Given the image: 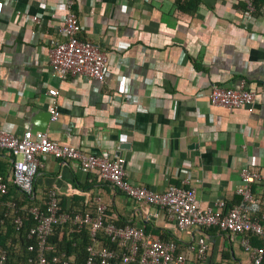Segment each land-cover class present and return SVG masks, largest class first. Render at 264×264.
<instances>
[{
	"label": "crops",
	"instance_id": "crops-1",
	"mask_svg": "<svg viewBox=\"0 0 264 264\" xmlns=\"http://www.w3.org/2000/svg\"><path fill=\"white\" fill-rule=\"evenodd\" d=\"M69 1L77 38L106 54L103 80L51 72L48 40L57 37L63 0H0V130L38 132L29 120L48 111L46 91L54 89L58 115L44 132L50 140L108 159L116 153L130 183L192 189L200 209L216 200L223 210L236 204L239 170L264 169V8L244 19L243 0H199L190 10L175 0ZM240 80L254 92L251 112L208 102L212 85L234 88ZM38 163L33 206L43 207L53 191L61 211L92 214L98 198L116 223L172 239L186 264H195L187 247L199 237L209 264H251L242 235L177 230L156 207L129 200L76 162L41 155ZM251 193L264 213V186L252 185ZM250 244L259 242L250 237Z\"/></svg>",
	"mask_w": 264,
	"mask_h": 264
},
{
	"label": "built area",
	"instance_id": "built-area-1",
	"mask_svg": "<svg viewBox=\"0 0 264 264\" xmlns=\"http://www.w3.org/2000/svg\"><path fill=\"white\" fill-rule=\"evenodd\" d=\"M243 3L242 16L250 19L252 2L243 0ZM70 7L69 0H63L58 5V8L64 10V14L59 21L57 37L48 40L47 57L51 72L61 80L85 77L102 81L106 71V54L97 45L77 38L81 27ZM29 20L35 24L41 22L39 16H33ZM123 91L124 89L119 93ZM46 95L50 99V120L54 121L58 115L52 102L56 91L49 89ZM253 98L254 92L245 87L243 80L234 88L212 85L207 95L208 102L213 106L225 109L245 107L248 112H251ZM0 151L8 156L7 171L4 175L0 174V196L5 195L7 188L12 186L24 196L31 197L39 165L38 158L41 155L60 161H73L81 172L96 175L129 200L156 207L177 230L212 228L230 235H242L240 245L250 263L261 264L264 261V213L259 212V202L251 193L252 185L264 186V169L244 166L239 170V185L235 188L239 200L227 210H223V202L220 200L200 209L192 189L168 185L163 191L156 192L132 184L125 178L122 158L108 159L84 154L74 146L50 140L45 133L25 131L20 136H15L0 130ZM8 206H13V203ZM27 212L34 222L26 235L33 240V244L27 246V251L33 253V258L28 262L34 261V264H70L71 260L65 259L63 254L47 255L52 248L46 240L51 235L53 226L62 224L87 227L89 244L85 248L83 264H110L115 259H119L120 264H186V258L175 253L176 246L172 241L153 239L141 228L105 222V207L98 198L95 199L92 214L67 213L60 210L55 193L49 191L42 209L31 206L27 208ZM13 223L18 228L21 222L15 217ZM98 235L114 244L115 248H107L99 242ZM250 237L256 238L259 245L251 246ZM187 250L193 253L195 264H209L206 258L208 244L203 237L197 238ZM0 264H5L3 251H0Z\"/></svg>",
	"mask_w": 264,
	"mask_h": 264
},
{
	"label": "trees",
	"instance_id": "trees-1",
	"mask_svg": "<svg viewBox=\"0 0 264 264\" xmlns=\"http://www.w3.org/2000/svg\"><path fill=\"white\" fill-rule=\"evenodd\" d=\"M198 2L199 0H175L176 6L181 10L193 9ZM251 2L253 7L252 14L258 15L261 13L264 8V0H251ZM241 10H244V4L241 6ZM3 154L2 156L5 158V161L0 163L1 175L6 173L8 167V156ZM9 203H13V206H8ZM31 206H33L31 197L24 196L12 186L7 188L5 195L0 196V251L4 252L5 264H34V261L28 262L29 259L33 258V253L27 251V246L33 244V240L26 237L28 229L34 224L27 212V208ZM39 208L42 209L43 207ZM15 217L19 218L21 222L18 228L13 223ZM104 221L111 222L116 226H124L116 223L110 217L108 218L106 212H104ZM262 225L264 226V223ZM149 236L158 240V238L152 235ZM97 238L107 248H115L114 244L109 243L102 236L98 235ZM166 240L163 239V241ZM167 241L173 240L168 239ZM46 243L52 248V251L47 255L59 256L63 254L65 259L71 260L70 264H83L86 257L85 248L89 244L88 229L85 226L55 225ZM110 264H120V261L119 259H115ZM129 264L137 263L133 262Z\"/></svg>",
	"mask_w": 264,
	"mask_h": 264
},
{
	"label": "water",
	"instance_id": "water-1",
	"mask_svg": "<svg viewBox=\"0 0 264 264\" xmlns=\"http://www.w3.org/2000/svg\"><path fill=\"white\" fill-rule=\"evenodd\" d=\"M49 120H50L49 112L47 110L39 109L38 111L34 112L31 115V118L29 120L30 129H32L33 131L44 133ZM127 147H128L127 143H119L118 145V149L127 148ZM115 157H118V154L115 153Z\"/></svg>",
	"mask_w": 264,
	"mask_h": 264
}]
</instances>
